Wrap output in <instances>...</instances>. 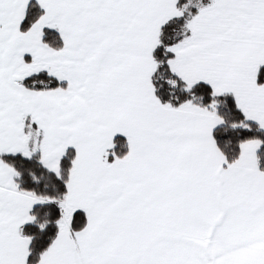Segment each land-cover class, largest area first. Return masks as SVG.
<instances>
[{
    "label": "snow or ice",
    "instance_id": "1",
    "mask_svg": "<svg viewBox=\"0 0 264 264\" xmlns=\"http://www.w3.org/2000/svg\"><path fill=\"white\" fill-rule=\"evenodd\" d=\"M0 264H264V0H0Z\"/></svg>",
    "mask_w": 264,
    "mask_h": 264
}]
</instances>
